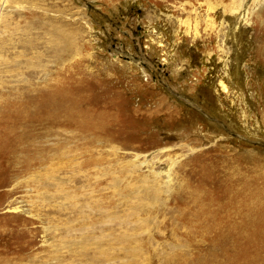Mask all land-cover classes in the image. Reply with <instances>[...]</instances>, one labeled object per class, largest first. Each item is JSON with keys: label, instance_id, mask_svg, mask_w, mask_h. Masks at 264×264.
<instances>
[{"label": "rangeland", "instance_id": "obj_1", "mask_svg": "<svg viewBox=\"0 0 264 264\" xmlns=\"http://www.w3.org/2000/svg\"><path fill=\"white\" fill-rule=\"evenodd\" d=\"M235 1L3 4L0 264H264V0Z\"/></svg>", "mask_w": 264, "mask_h": 264}, {"label": "bare ground", "instance_id": "obj_2", "mask_svg": "<svg viewBox=\"0 0 264 264\" xmlns=\"http://www.w3.org/2000/svg\"><path fill=\"white\" fill-rule=\"evenodd\" d=\"M245 1L246 0H238V1H235L234 2V4H233V7L230 9V11H232L231 12V15H230V18H229V21L232 19L231 17L235 14V15H238V16H236V17H239V10L241 9V8H244V12L243 13H246L245 11L247 10V8H248V6L246 5V3H245ZM248 1V0H247ZM255 1V3L256 4H258V5H256L257 7H259V6H261L263 3L262 2H259L258 3V0H253L252 2H254ZM5 3H8L7 2V0H0V19H1V16L3 15L2 14V7H3V4H5ZM248 3V2H247ZM207 8H208V11H211V10H213V6L212 5H210L209 3H207ZM252 5H253V3H252ZM232 6V5H231ZM255 6V7H256ZM251 8V7H250ZM254 8V7H253ZM216 10V9H215ZM207 11V12H208ZM241 12V11H240ZM259 14V13H258ZM242 16V15H241ZM244 16H247V15H244ZM243 17V16H242ZM244 18H246V17H244ZM260 18V16L258 15L257 16V19H259ZM224 19V18H223ZM245 20V19H244ZM229 21H228V23H229ZM246 21V20H245ZM180 23L179 24H181V26L183 25L182 23H181V21H179ZM224 22V21H223ZM187 23V22H186ZM237 23V22H236ZM242 23V22H241ZM241 23L239 22V25L237 26V28L235 29V31L233 32L232 31V36L230 37V38H232V40L233 39H235V38H233V36H234V34H236L239 30H241L239 27L241 26ZM214 24V23H213ZM238 24V23H237ZM186 25V24H185ZM229 25V24H228ZM184 26V25H183ZM212 26V25H211ZM235 27V26H234ZM242 27V26H241ZM196 29L198 28V27H195ZM195 30V29H194ZM212 30V29H211ZM70 33V32H69ZM64 34V33H63ZM68 34V33H67ZM70 34H68L67 36L68 37H70L69 36ZM66 36V35H65ZM192 36V35H191ZM230 36V35H229ZM63 37H64V35H63ZM63 37H62V39H60V40H63ZM65 38V37H64ZM68 41V40H67ZM71 41V40H70ZM69 41V42H70ZM64 42V41H63ZM69 42H67V43H69ZM232 42V41H231ZM233 44L234 45H236V42H235V40L233 41ZM64 47L66 46V44H65V42H64ZM69 45H71V43H69ZM69 48H70V46H68ZM66 49V48H65ZM71 49V48H70ZM262 51H264V43H263V45H262ZM64 50V49H63ZM69 50V49H68ZM72 50H73V48H72ZM65 53H67V52H65ZM64 54V53H63ZM0 254H1V251H0Z\"/></svg>", "mask_w": 264, "mask_h": 264}]
</instances>
